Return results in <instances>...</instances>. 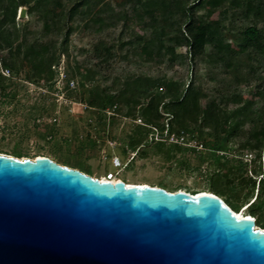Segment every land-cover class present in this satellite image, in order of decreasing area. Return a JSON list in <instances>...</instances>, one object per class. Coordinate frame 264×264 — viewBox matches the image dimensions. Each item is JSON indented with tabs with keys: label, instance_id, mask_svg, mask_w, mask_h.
<instances>
[{
	"label": "trees",
	"instance_id": "trees-1",
	"mask_svg": "<svg viewBox=\"0 0 264 264\" xmlns=\"http://www.w3.org/2000/svg\"><path fill=\"white\" fill-rule=\"evenodd\" d=\"M22 5L28 19L20 31L15 17ZM232 15L242 23L235 39L226 35L230 31L226 21ZM130 21L140 23L149 34L140 40L129 38L121 46L143 61L188 66L190 78L137 76L110 85L96 83L87 89L85 107L133 121L139 117L142 127L152 133L153 128L161 135L184 130L191 139L201 140L207 153L202 161L231 157L243 164V156L253 153L258 168L252 176L241 177L242 187L252 192L264 157V0H124L118 10L107 6V0H0V48L7 49L0 56L2 64L13 71L28 67L33 81L53 80L61 55L69 56L67 45L74 31L100 32L117 24L122 30ZM112 55L111 46L94 47V58L108 61ZM88 62L77 66L82 88L98 72ZM199 64L212 69L207 75L214 84L208 92L198 88ZM4 80L0 88L5 87ZM129 143L135 146L139 140ZM155 145L160 150L166 142L158 140ZM261 181L248 204L252 217L263 214ZM211 189L219 197L225 194L218 187ZM222 199L237 211L239 205L229 196ZM259 215L255 224L263 228Z\"/></svg>",
	"mask_w": 264,
	"mask_h": 264
},
{
	"label": "water",
	"instance_id": "water-1",
	"mask_svg": "<svg viewBox=\"0 0 264 264\" xmlns=\"http://www.w3.org/2000/svg\"><path fill=\"white\" fill-rule=\"evenodd\" d=\"M0 264H264V229L213 193L0 153Z\"/></svg>",
	"mask_w": 264,
	"mask_h": 264
},
{
	"label": "rangeland",
	"instance_id": "rangeland-1",
	"mask_svg": "<svg viewBox=\"0 0 264 264\" xmlns=\"http://www.w3.org/2000/svg\"><path fill=\"white\" fill-rule=\"evenodd\" d=\"M123 1L107 0V6L118 10ZM22 7L26 8L19 6L15 17L20 31L28 19L27 14L19 16ZM217 15L216 12L212 17L216 18ZM226 24L230 29L226 31L227 37L235 39L237 28L242 24L239 18L232 15ZM148 34L149 30L135 21H130L122 30L121 24H117L100 32L83 28L74 31L67 45L69 56L61 55L67 77L77 82L72 88H68L65 81L56 75L53 80L33 81L28 78V67L13 71L3 66L0 57V81L5 79V87L0 88V153L18 158L47 156L60 164L86 171L93 177H102L111 172L124 182L147 183L168 191L195 193L218 187L239 205L238 212L248 215L249 206L244 207L255 199L258 186L264 180L263 156L260 159L261 174L255 177L256 184L250 192L242 187L241 177L252 176L258 168L253 153L243 156V164L231 157H223L218 162L213 159L202 161L201 156L207 153H204L199 137L191 139L190 133L188 138L191 141L188 142L191 145L179 143V148H175L170 145V140H165L166 146L159 150L155 142L160 135L144 129L138 121L139 117L133 121L110 111L104 115L85 107L87 89L96 83L110 85L114 81L122 82L137 76H166L179 80L190 78L192 73L188 66H182L177 61L161 64L143 61L132 54L126 45L121 46V42L129 38L140 40ZM95 46H111L112 57L108 61L102 57L94 58ZM6 53L7 49L0 48V56ZM86 61H89L87 65L90 68L98 72L94 80L85 83L86 86L82 88L77 66ZM5 68L9 69V76L2 75L1 71ZM196 70L199 74L198 88L208 92L214 84L207 75L212 69L199 64ZM247 96L243 94V98ZM119 107L123 108L122 105ZM167 119L164 114L163 121ZM131 139H138L139 143L131 146ZM193 145L197 146L195 150L192 149ZM117 159L119 161L115 165ZM224 195L220 197L224 198ZM261 213L258 215L264 226V208Z\"/></svg>",
	"mask_w": 264,
	"mask_h": 264
},
{
	"label": "built area",
	"instance_id": "built-area-1",
	"mask_svg": "<svg viewBox=\"0 0 264 264\" xmlns=\"http://www.w3.org/2000/svg\"><path fill=\"white\" fill-rule=\"evenodd\" d=\"M62 64H63V61L60 60L57 66H55V75L59 77V79H61L62 81H65V84L68 88L75 87V85L77 84L76 80L67 77L66 72L63 70ZM1 73L3 76H9V69L5 68L4 70L1 71ZM138 121L140 122L141 125H143V122L141 121L140 118H138ZM153 130L157 132L158 136L160 135L158 140H164V141L170 140L171 141L170 143L172 144H179V143L180 144H187V143L190 144L188 141H191V140L188 138V133H186L184 130H180L179 132H170V133L165 131L163 135H161L156 128H153ZM193 146L197 147L196 145H193ZM106 175L108 176V174ZM111 175H113V178L115 177V173H111ZM103 177H105V175H103ZM110 177L111 176H108V180L112 179Z\"/></svg>",
	"mask_w": 264,
	"mask_h": 264
},
{
	"label": "bare ground",
	"instance_id": "bare-ground-1",
	"mask_svg": "<svg viewBox=\"0 0 264 264\" xmlns=\"http://www.w3.org/2000/svg\"><path fill=\"white\" fill-rule=\"evenodd\" d=\"M118 159H117V163H114L115 165H117L118 164ZM99 179H102V180H108V176L107 175H105V177H98ZM110 178H112L111 179V182H116L117 180H121L120 178H118V177H114L113 178V175H111V177ZM126 184H128V185H132V184H147V183H132V182H125ZM148 185V184H147ZM200 192H209V193H211L210 191H204V190H200V191H197V192H195V193H200ZM194 193V194H195ZM238 216H240V217H243V216H246L247 214H245V213H243L242 211L241 212H238V211H236L235 212Z\"/></svg>",
	"mask_w": 264,
	"mask_h": 264
}]
</instances>
